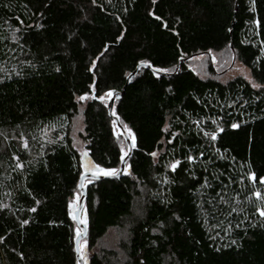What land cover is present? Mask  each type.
<instances>
[{
  "label": "trees",
  "instance_id": "1",
  "mask_svg": "<svg viewBox=\"0 0 264 264\" xmlns=\"http://www.w3.org/2000/svg\"><path fill=\"white\" fill-rule=\"evenodd\" d=\"M251 8L252 0H0V264H77L74 119L94 163L119 168L127 152L110 97L77 96L120 92L141 62L174 74L140 68L113 104L135 147L121 177L84 181L87 264H264V227L245 219L259 224L250 189L264 190V87L220 81L208 60V77L191 67L207 53L233 57L264 85V0ZM217 118L224 131L210 142L193 121L211 132ZM249 170L255 186L240 183ZM111 229L125 232L117 249L101 245Z\"/></svg>",
  "mask_w": 264,
  "mask_h": 264
},
{
  "label": "snow or ice",
  "instance_id": "2",
  "mask_svg": "<svg viewBox=\"0 0 264 264\" xmlns=\"http://www.w3.org/2000/svg\"><path fill=\"white\" fill-rule=\"evenodd\" d=\"M96 0H93V3H95ZM153 3H155V0H153ZM126 11V9H125ZM250 11H253L255 12V0H252V8L250 9ZM149 15H153L152 13H149ZM157 20L160 19V17H155ZM120 18L117 17V20H119ZM252 23H254L256 25L257 28L260 27V24L261 22L259 20H253ZM166 26V25H165ZM119 39V37L117 38ZM261 52L264 53V44H262L261 46ZM181 59H183V56H181ZM143 64V62H141ZM95 66V62H93V67ZM145 66H150V65H145ZM55 71L59 72L60 69L59 68H56ZM89 71H91V69H89ZM159 71H167V69H156L154 71V75L156 74V72H159ZM247 79V77H245ZM250 83L252 84V87L253 88H262L264 87V85H259V84H256L255 82H252L250 81ZM90 88L93 89V93L95 92V82L89 86ZM114 95V92L109 90L108 92H106L104 95H100L99 97H97L95 94H93L91 97H89V94L87 92H85L84 94L82 95H79L77 96V101L79 102H84L86 100H88L89 98H91L92 100H96V99H99L101 103H103V101L105 100V97H112ZM105 107H107V105H105ZM113 116L116 115L115 112L112 113ZM119 119V117H117V120ZM219 119H222V118H217V119H213L212 120V124H215L217 125V130H214V131H211V132H208V131H204V129L201 127V124H203V121H193L194 124L197 125V127L199 128V130L201 132H203V135L204 137L208 138L210 142H215L217 140V136H218V133L219 132H223L224 129L219 127ZM115 123L116 121H113V126H115ZM240 125L237 124V123H232L231 124V128L232 129H237ZM165 130H167V125L165 126ZM125 131L127 132L128 136L131 137L132 139V144H131V147H135V136L133 135V133L131 132V129H128L127 126H125ZM176 133H173V137H175ZM23 139V138H22ZM123 143V141H121ZM168 143H172L171 140L168 141ZM24 148H27L28 147V143L27 141H24L23 142V145H22ZM217 151H219V149H217ZM81 162H80V165L79 167L82 169V171H80V180L77 184V189H84L86 187L84 181L85 179H88V183L91 184L93 183L96 179H98L99 177L101 176H104V177H112V176H115L117 175L118 173H120L122 171V169L120 168H111V167H103L101 166L100 164L98 163H94L91 159L88 158V152L87 151H84L82 152L81 154ZM128 155L127 152H125L123 150V148H121V152H120V162L122 164H126V159L125 157ZM150 155L152 157H156L158 155L157 152H151ZM201 156L204 155L203 152L200 153ZM221 159H224L223 156L220 157ZM14 160H19V157L18 156H14L13 157ZM196 157L189 154L186 156V160L188 163H194L196 161ZM180 161H173L171 162L168 167L171 171L175 172V170L177 169V167L180 165ZM23 165L20 164V163H17L15 165V168L19 169V168H22ZM207 170V169H205ZM87 173H90L91 174V177L89 178L86 174ZM245 179L250 182L251 185L255 186L256 185V182H257V174L254 172V171H251L249 170L247 175H246V178H241L240 180V183H244L245 182ZM165 184L169 183V181L165 178L164 181H163ZM235 181L230 177L229 178V183H234ZM259 184L260 185H264V177H260L259 178ZM205 186L206 187H211L210 184L207 183V178H205ZM225 187H227V185H225ZM252 191V195L255 197V199L257 201L260 202V204H258L256 206V209H255V213L254 215L258 218L259 220V224H257V220L256 219H249L247 216L245 217L246 220H248V226L249 227H256V226H260V227H264V190H255V188H251L250 189ZM217 195H220L219 193ZM76 199L79 201L80 197L79 195L77 194L76 195ZM221 201H223V196L220 197ZM37 204H39L40 202L37 201L36 202ZM68 215L69 217L76 222V227L74 229V232H75V248H74V251L75 253L78 255L79 259L77 261V264H79V261H84L85 264H87V260H86V254H85V250L87 248V242L85 241L84 243H81V237L84 235V232L81 230V228L79 227V225H87L88 223V219H87V213H86V210H85V215L83 218H81L77 212H74L72 210V204L71 202H69L68 204ZM29 211H32V212H35L36 211V208L33 207V208H30ZM236 209L233 208L232 209V212H235ZM229 215H231V213H229ZM178 219V217H177ZM28 221L27 220H24L22 221V225L24 224H27ZM244 224V220H241L239 223H237L236 227L237 228H240L242 227ZM217 235H219V233H217ZM210 239L212 240H215L216 237H210ZM4 240V237H0V242H3ZM236 241L233 240L232 241V244H235ZM217 251H219V249H217Z\"/></svg>",
  "mask_w": 264,
  "mask_h": 264
},
{
  "label": "rangeland",
  "instance_id": "3",
  "mask_svg": "<svg viewBox=\"0 0 264 264\" xmlns=\"http://www.w3.org/2000/svg\"><path fill=\"white\" fill-rule=\"evenodd\" d=\"M206 56H200L191 61V67L200 77L210 76V72L206 70L207 60L209 61L210 56L211 64L209 63V65L213 70L212 76L216 77L218 80L226 81L228 79L239 76L244 78L248 82L252 81L249 71L245 67H243L239 62H237L233 57L227 58L211 53H209V56ZM245 77H247V79ZM82 129V118L80 116L76 117L73 123V144L79 154L85 151L84 144L79 138V134L82 132ZM80 217L83 218V214ZM124 238L125 232L123 230L111 229L103 238L101 245L106 248L117 249L119 242ZM81 243H84V241H82ZM85 254L87 258L89 255V251L85 250Z\"/></svg>",
  "mask_w": 264,
  "mask_h": 264
},
{
  "label": "water",
  "instance_id": "4",
  "mask_svg": "<svg viewBox=\"0 0 264 264\" xmlns=\"http://www.w3.org/2000/svg\"><path fill=\"white\" fill-rule=\"evenodd\" d=\"M230 48L232 49V45L230 43ZM198 55H203V53L201 54H195L193 56H189L188 58L186 59H183L182 61L185 62V61H188L190 59H192L193 57H196ZM207 55L209 56V54L207 53ZM209 63L211 64V57L209 56ZM145 65H149V64H140L136 67V69L126 78V84L125 86L129 83V81L132 79V77L137 73V71L140 69V68H145V69H148L150 70L152 73H154V71L156 69H153L151 66H145ZM174 74V73H173ZM173 74H168V73H165V72H162V71H159V72H156L155 75H161V76H167V75H173ZM125 86L122 88V90L120 92L118 91H113L114 92V95L112 97H110L109 101H108V106H107V110H108V115L110 116V118L113 119V121H116V126L119 128L120 132H121V135L122 137L124 138L125 140V143L127 145V153L128 155L125 157L126 159V162L128 160V158L130 157L131 153H132V150H133V147H131V144H132V140L129 138L127 132L123 129V127L120 125L119 123V119L117 120V116H113L112 113H113V104L116 100L120 99L121 96L124 94V90H125ZM120 169H122V171L120 173H118L117 175L115 176H112V177H104V176H101L99 177L98 179H111V178H119L122 176L124 170H125V164H122L120 163ZM89 178L91 177V174L90 173H87L86 174ZM96 179V180H98ZM80 180V179H79ZM86 180V179H85ZM80 192H81V196H80V199L78 201V204H77V207L76 209L74 210V212H77V214L80 216L81 214V210H82V207H83V200L85 198V193H86V189H79ZM76 223V222H75ZM79 227L81 228V230L84 232V235L81 237V240L85 237L86 235V226L85 225H79ZM74 248H75V239H74ZM76 259L78 261L79 257L78 255L76 254ZM79 264H85L84 261H79Z\"/></svg>",
  "mask_w": 264,
  "mask_h": 264
}]
</instances>
